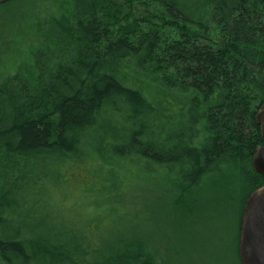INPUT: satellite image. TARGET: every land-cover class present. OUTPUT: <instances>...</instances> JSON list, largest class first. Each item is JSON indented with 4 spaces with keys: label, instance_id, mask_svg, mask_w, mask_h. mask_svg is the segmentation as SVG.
<instances>
[{
    "label": "trees",
    "instance_id": "obj_1",
    "mask_svg": "<svg viewBox=\"0 0 264 264\" xmlns=\"http://www.w3.org/2000/svg\"><path fill=\"white\" fill-rule=\"evenodd\" d=\"M37 4L0 77V264H183L207 209L243 264L264 0Z\"/></svg>",
    "mask_w": 264,
    "mask_h": 264
},
{
    "label": "rangeland",
    "instance_id": "obj_2",
    "mask_svg": "<svg viewBox=\"0 0 264 264\" xmlns=\"http://www.w3.org/2000/svg\"><path fill=\"white\" fill-rule=\"evenodd\" d=\"M40 1L43 0H11L0 4V77L13 64L17 66L18 59L22 62L31 59V48L34 44L32 38L22 35L17 37L18 34L11 27L18 24L23 8L34 7ZM4 56L8 61L4 60ZM231 217V214L227 215L224 211L212 212L207 209L205 225L200 224L198 229H193L188 234L186 253L183 252L180 257L182 263L240 264L235 250L234 222L232 225Z\"/></svg>",
    "mask_w": 264,
    "mask_h": 264
},
{
    "label": "water",
    "instance_id": "obj_3",
    "mask_svg": "<svg viewBox=\"0 0 264 264\" xmlns=\"http://www.w3.org/2000/svg\"><path fill=\"white\" fill-rule=\"evenodd\" d=\"M257 120L264 138V105L257 112ZM253 164L264 175V145L254 154ZM240 257L243 264H264V185L249 197L242 218Z\"/></svg>",
    "mask_w": 264,
    "mask_h": 264
}]
</instances>
